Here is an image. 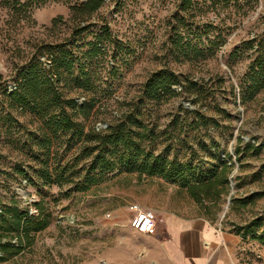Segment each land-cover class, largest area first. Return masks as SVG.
<instances>
[{"label":"rangeland","instance_id":"rangeland-1","mask_svg":"<svg viewBox=\"0 0 264 264\" xmlns=\"http://www.w3.org/2000/svg\"><path fill=\"white\" fill-rule=\"evenodd\" d=\"M80 1L15 11L0 0V264H101L122 233L136 231L133 202L157 215H205L239 238L243 264H264V0H105L79 33L71 6ZM49 43L74 62L60 68V85L80 103L96 102L89 119L77 117L87 130L132 114L124 127L141 153L151 162L174 160L184 172L130 170L135 149L109 145L101 154L118 168L88 173L80 141L54 135L34 112L11 105L17 70L34 54L52 64ZM159 70L176 73L179 83L151 98L145 83ZM254 80L263 84L255 94ZM221 162L232 165L226 191L201 201L185 184ZM40 201L49 223L29 236L1 215H37Z\"/></svg>","mask_w":264,"mask_h":264},{"label":"trees","instance_id":"trees-1","mask_svg":"<svg viewBox=\"0 0 264 264\" xmlns=\"http://www.w3.org/2000/svg\"><path fill=\"white\" fill-rule=\"evenodd\" d=\"M10 1H12L15 11L41 7L48 2V0ZM104 2L105 0H81L71 6V15L79 23L75 28V32L80 33L87 28L86 25H82L83 22L88 20L92 13L97 11ZM62 19L63 16L59 15L53 19V23H57ZM75 32L72 37L75 36ZM47 46L51 47L49 51L52 56V64L49 66L38 58L37 54H34V58H31L27 63L22 65L17 70L18 72L15 73V78L18 81L16 88L11 91L9 90L6 95L11 105L34 112L44 121L45 125L54 135L64 132L69 135L71 140L77 139V141H80L83 149L82 154L90 156L88 173L96 169L105 171L118 168L117 159L113 158L110 153L106 151L105 154H101L109 145L123 146L129 150L135 149L134 155L127 158L126 162L130 170L137 169L151 175L162 174L168 178L176 177L184 172L183 167L174 160L168 161L161 156H157L155 158L156 161L151 162V154L141 153L135 145V138L124 127L126 122H134L132 114H123L121 123L110 124L106 129L98 131L94 126H91L87 130L86 124L79 121L77 117L82 115L86 119H89L91 110L96 102L90 96V99L80 103L74 96H70L68 91L60 85L63 82V73L60 68L71 69L74 62L68 61L66 58H58V52L53 53L54 50L59 51L57 50L60 46L59 44L49 43ZM41 53L45 54L46 52ZM258 68L259 76H264V63L259 62ZM88 83L89 79L87 78L82 82L85 86ZM177 83H179V78L176 73L167 74L165 70H159L147 80L144 89L151 98H158L162 91H171L172 86ZM66 85H68V82H66ZM262 87L263 84H258L254 80L248 87V90H253V94H255ZM242 98L245 101L246 96L244 95ZM89 143H93V145H89ZM95 149H99V151L94 153ZM139 158L142 160L136 166V163L140 160ZM231 168L232 165H229L227 162H221L218 166L193 180V184H190L191 181L188 180L185 185H188L190 191L201 201L205 197H218L227 189L229 170ZM91 181L95 182L96 180L92 179ZM218 184H222L223 188H217ZM213 188L215 189L214 191H212ZM41 201L36 203L39 211L37 215L33 214L25 218L29 210L25 213H19L18 210H15L13 214L4 212L1 215L5 217L11 216L13 226L17 229L22 228L25 234L29 236L31 232L44 230L48 226L49 220ZM2 247L5 246L2 245Z\"/></svg>","mask_w":264,"mask_h":264},{"label":"crops","instance_id":"crops-1","mask_svg":"<svg viewBox=\"0 0 264 264\" xmlns=\"http://www.w3.org/2000/svg\"><path fill=\"white\" fill-rule=\"evenodd\" d=\"M157 211L154 231L122 233V241L106 250L101 264H243V248L235 245L239 238L221 223L200 214Z\"/></svg>","mask_w":264,"mask_h":264},{"label":"built area","instance_id":"built-area-1","mask_svg":"<svg viewBox=\"0 0 264 264\" xmlns=\"http://www.w3.org/2000/svg\"><path fill=\"white\" fill-rule=\"evenodd\" d=\"M132 211L131 226L143 233H149L155 230L157 223L156 211L144 207L138 202H133L129 205Z\"/></svg>","mask_w":264,"mask_h":264},{"label":"water","instance_id":"water-1","mask_svg":"<svg viewBox=\"0 0 264 264\" xmlns=\"http://www.w3.org/2000/svg\"><path fill=\"white\" fill-rule=\"evenodd\" d=\"M186 105L191 107V105L189 103H186Z\"/></svg>","mask_w":264,"mask_h":264}]
</instances>
